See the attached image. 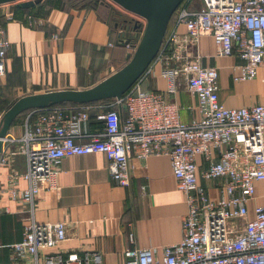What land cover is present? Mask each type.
<instances>
[{
	"label": "built area",
	"instance_id": "2783aa9c",
	"mask_svg": "<svg viewBox=\"0 0 264 264\" xmlns=\"http://www.w3.org/2000/svg\"><path fill=\"white\" fill-rule=\"evenodd\" d=\"M102 1L131 17L120 26L113 24L117 42L129 41V47L131 34L146 26V19L112 0ZM4 19L12 20L13 13L0 16V78L6 74L11 47ZM179 25L185 26V34L178 32ZM205 35L213 38L217 58L236 56L243 61L232 67L234 82L255 79L264 68V0H184L156 57L121 98L105 105L97 115L101 127L94 132L82 130L90 106L73 105L70 114L68 107L57 105L27 112L22 133L7 135L3 143L9 147L8 156L25 157V171L12 175L7 194L26 204L30 214L22 240L8 245V260L0 264H102L97 251H59L67 239L66 223H38L34 217L42 187L56 186L62 159L95 153L107 157L111 179L124 184L132 156L166 155L177 187L186 196L181 240L163 247L161 254L129 248L126 264H264V204L255 206L252 218L249 213L256 182L264 183V102L240 107L222 103L219 69L204 65L201 55L192 53ZM157 76L166 82L163 90L142 87ZM182 86L197 99L199 116L190 122L182 120L181 106L171 98ZM198 156L208 163L203 177L224 179L218 200L199 182ZM19 177L27 183L24 189L17 186Z\"/></svg>",
	"mask_w": 264,
	"mask_h": 264
},
{
	"label": "crops",
	"instance_id": "0c3cea01",
	"mask_svg": "<svg viewBox=\"0 0 264 264\" xmlns=\"http://www.w3.org/2000/svg\"><path fill=\"white\" fill-rule=\"evenodd\" d=\"M24 1L28 0L0 5V16L13 13L12 20L4 19L11 47L6 74L0 78V121L7 109L25 95L91 88L124 66L129 54L126 46L117 45V29L110 23L109 4L42 0L30 8L17 7ZM177 29L182 35L186 33L184 25ZM215 52L214 40L209 35L202 36L198 45L192 47V53L201 55L204 65L219 69L222 103L226 107H240L264 102V68L253 80L234 82L232 67L243 61L236 56L217 58ZM165 83L157 76L142 87L163 90ZM171 98L180 104L183 121L198 118L197 99L184 86ZM66 107L68 114L73 112L70 105ZM96 109L99 114L106 107L91 106L89 115H94ZM119 111L126 116L125 109ZM18 118L10 127L9 136L22 133L25 116L21 121ZM100 127L101 123L94 118L82 130L91 133ZM8 148L5 144L0 155V189L6 190L0 193L1 261L8 260V245L22 240L30 214L26 204L11 200L7 194L13 184L12 175L23 173L26 168L25 157L8 156ZM197 163L199 182L207 187L211 199L218 200L224 179H206L203 171L208 167L207 161L198 156ZM108 165L103 153L66 157L59 165L56 186L42 187L34 217L38 223H66L67 239L58 250L65 255L97 251L102 264H126L125 251L129 248H151L161 254L163 247L178 243L188 205L185 194L177 187L169 157L132 156L126 184L111 179ZM17 186L24 189L27 183L19 177ZM257 204H264L261 181L256 182L255 197L249 202L251 218ZM130 234L134 236L133 242Z\"/></svg>",
	"mask_w": 264,
	"mask_h": 264
},
{
	"label": "water",
	"instance_id": "95a60500",
	"mask_svg": "<svg viewBox=\"0 0 264 264\" xmlns=\"http://www.w3.org/2000/svg\"><path fill=\"white\" fill-rule=\"evenodd\" d=\"M19 0H0V5ZM42 0H28L17 4L19 8H30ZM125 10L146 19V26L134 54H128V62L101 82L84 90L63 89L38 94H29L15 101L0 121V155L3 139L10 127L24 112L43 109L62 103L86 104L108 99L121 98L141 77L158 54L173 14L184 0H112ZM129 43L117 42L125 46Z\"/></svg>",
	"mask_w": 264,
	"mask_h": 264
},
{
	"label": "rangeland",
	"instance_id": "374dc122",
	"mask_svg": "<svg viewBox=\"0 0 264 264\" xmlns=\"http://www.w3.org/2000/svg\"><path fill=\"white\" fill-rule=\"evenodd\" d=\"M70 2H72V3H76V4H82V3H93V1H95V0H69ZM106 4H109L111 7H112V9L114 10V14L116 15V17H115V19H116V21L118 22V25L120 26L121 24H124V22L125 21H127L128 19V21H130V19H131V17L130 16H128L127 14H125V13H122V12H120V11H118L111 3H109V2H105ZM110 23H111V25H113V24H115V20H114V18H113V12L111 13V15H110ZM145 27V26H144ZM144 27H142V26H139L136 30H134L133 31V33L131 34V36H130V38H131V45L129 46V47H127V50L129 51V53L130 54H134V52H135V50H136V47L138 46V44H139V42H140V39H141V37H142V32H143V29H144ZM143 28V29H142ZM128 62V60H125L124 61V65L126 64ZM232 74V73H231ZM227 79H228V77H227ZM232 86L233 87H236V84H234L233 82H232ZM5 107V109L4 110H6L7 108H8V106H4ZM24 117V114H21L20 115V117L18 118V120H22V118Z\"/></svg>",
	"mask_w": 264,
	"mask_h": 264
},
{
	"label": "trees",
	"instance_id": "16d2710c",
	"mask_svg": "<svg viewBox=\"0 0 264 264\" xmlns=\"http://www.w3.org/2000/svg\"><path fill=\"white\" fill-rule=\"evenodd\" d=\"M99 3H103V1L102 0H95V1H93V3H90V4H99ZM112 9V8H111ZM178 10H179V8L176 10V12L173 14V16H172V19H171V21H170V24H169V27H168V30H170V28H171V26H172V24L175 22V20H176V17H177V13H178ZM113 12V18H114V20L116 21V19H115V12H114V10L112 9L111 10V13ZM115 101V99H108V100H102V101H97V102H91V103H86V104H77V103H62V104H59V105H57V106H68V105H70V106H73V105H86V106H98V105H107V104H111V103H113ZM33 110V109H32ZM30 110H28V111H26V112H24L23 114H24V116H26L25 114L27 113V112H29ZM90 112V111H89ZM97 112H98V109H96L95 111H94V115H91L90 114V120L91 119H94L95 118V121L97 122V123H99L100 124V122L99 121H97ZM91 113V112H90Z\"/></svg>",
	"mask_w": 264,
	"mask_h": 264
}]
</instances>
